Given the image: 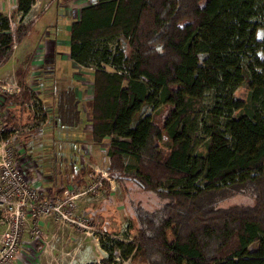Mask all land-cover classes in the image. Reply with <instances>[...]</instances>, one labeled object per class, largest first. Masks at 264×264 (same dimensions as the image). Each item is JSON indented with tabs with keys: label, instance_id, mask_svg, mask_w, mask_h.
<instances>
[{
	"label": "trees",
	"instance_id": "1",
	"mask_svg": "<svg viewBox=\"0 0 264 264\" xmlns=\"http://www.w3.org/2000/svg\"><path fill=\"white\" fill-rule=\"evenodd\" d=\"M32 2L16 0V11L24 15ZM259 19L264 0H94L79 7L68 25V57L92 69L86 101L91 143L108 137L101 166L124 196L138 189L160 199L153 208L126 199L134 224L131 258L145 264H264ZM31 26L11 27L0 12V66ZM119 37L129 54L117 45ZM248 54L251 60H244ZM14 72L23 85L25 69ZM240 85L249 99L234 96ZM209 89L221 96L204 113ZM18 96L1 98L8 103ZM200 129L205 136L197 141ZM88 168L81 164L73 180L84 183L83 176L92 174ZM100 179L108 189L109 181ZM232 193L251 201L221 203Z\"/></svg>",
	"mask_w": 264,
	"mask_h": 264
},
{
	"label": "rangeland",
	"instance_id": "2",
	"mask_svg": "<svg viewBox=\"0 0 264 264\" xmlns=\"http://www.w3.org/2000/svg\"><path fill=\"white\" fill-rule=\"evenodd\" d=\"M65 1L71 2L73 7L69 9L68 7H64ZM92 1L94 0H33L28 12L22 15L20 12L16 11V0H0V12L9 18L11 27L17 22L24 24L31 21L32 23L28 33L18 44L14 45L13 52L16 49L20 50L25 47L30 39L37 40L41 37L39 46H37L36 49H44L42 54L44 53L45 56H47V53H50L51 58H56L55 61L50 60L51 65H55V62H57V65H59L57 69L63 68L61 69L63 73H57L60 72V70H55L50 72V74L49 72H43L44 79L48 84L47 89L45 86L46 84H43L44 80L42 79V75H37L32 71L28 74L29 82L32 85L35 84V82L38 83L41 78V84L39 83L41 85V91L46 89L48 95H51L52 98H55L57 88H62L64 86L65 89L59 94L57 102L63 101L64 104L65 102L70 103L72 95L75 94L79 86L76 83V78L83 80L84 95L91 92L92 69L69 61L67 53L68 23L73 19V15H75L77 11L76 9ZM256 23L255 37L260 40L264 37V20L261 22V19H259ZM31 45L32 43L30 44V52L35 49H33ZM117 45L120 49L124 50L126 54H129V45L123 37L117 39ZM30 52L26 54L25 58L20 63H17V66H26V63L29 61L28 57L31 55ZM255 54H257L259 58H264V52L260 49H258ZM38 55L39 54H36V56ZM252 56L253 55L249 56L248 54V56L244 57V60H251ZM12 60L13 59L10 58L1 66V70L6 69L9 71L0 75V83H8L9 86L14 83L18 85L17 81L22 79L19 76L16 77L14 74L12 67L16 62H12ZM105 67L110 68L108 65H105ZM44 68L48 70L52 69L49 65H45ZM219 96L221 95L216 89L205 91L203 97L204 113L211 110L216 105V100ZM234 96L249 99V93L243 85L238 86L234 90ZM38 104L39 102L37 101V105L35 103L34 109L37 108ZM80 105L81 101H79L78 98V101L74 103V107L79 108ZM55 109H58V111L63 110L61 107H55ZM143 111L145 113L150 112L151 107L146 106ZM61 115L68 116V121L60 122V125H64L72 123L71 120H79L80 113L67 110ZM41 121L42 118H40V115L39 117L36 116L34 125H40ZM78 123L81 126L87 124L86 116H81ZM49 125L53 130H56V133H63L66 131L65 128L59 125L57 117H53ZM43 129L45 130V128ZM78 129L79 128H77V130ZM34 132L35 131H33V133ZM197 132V141L204 139L205 134L203 135L202 130L200 129ZM52 134L56 135L54 132H52ZM79 135L80 134L73 129L69 131L67 137L74 141L72 148L84 152L85 150L75 143ZM164 139L168 140L166 133H164ZM46 143H50L51 147L45 148L46 151L58 149L57 136L44 138L40 143H35L34 147L40 150ZM83 143L87 148H90L89 152H93L94 148L99 146L98 149L101 150V155L104 156V145L108 144V137L105 138L100 145L92 144L91 140L89 139L87 141L86 138L82 140V144ZM89 144H91L92 147H89ZM13 145L15 146V143ZM43 154H46L44 158L33 156L31 162L29 161V164L31 163L32 166L31 171L39 174L43 172L45 167L50 166V164L51 172L53 171V166H56L55 173L53 175L51 174V177H44L40 174V177L37 179L39 183L35 180L36 185L33 186L37 193H41L45 188L43 195L52 193V195L58 196L63 195L64 191H71L75 194L83 191L88 185H91L94 180L103 177V173L107 174L105 168L101 166L103 160L99 157L98 166L89 164L87 160V162L84 163L87 168L90 166L88 168L89 171L92 169V174L86 177L87 183L79 184L75 182L77 185L73 182L68 183L67 181H69V179L66 181L64 176L68 171V165L58 163L61 159V154L55 152H46ZM92 156L91 154L90 157ZM13 157L15 159L16 155L14 154ZM58 165L60 166L59 170ZM76 167H79V163ZM65 168H67V170ZM130 172H133V170L130 169ZM107 176L112 180L110 188L106 189L102 185V188H96L93 191L79 194L73 200L74 207L71 210L70 216H72V219H78L79 221L87 218V220L91 221V224L88 223L87 220L85 221L88 227H83L82 225L76 226L72 221L62 216H57L54 213L40 214L39 216L37 215L38 217L28 213L25 215L24 224L22 223L20 225L21 229L19 230L17 247L8 264H83L85 262L91 264H145L138 256H133L131 258L133 252L130 254L127 253L128 245L132 242L134 224L131 219V208L126 199H134L135 202H140L146 208L157 206L160 199L154 194L146 193L138 189H135L131 195L128 194L129 196L126 197L123 195L119 183L108 174ZM51 188L52 192L49 191ZM233 201L248 203L251 200L247 196L232 193L226 196L225 200L221 203H231ZM6 222L7 221L0 222V248L3 247L5 241L4 234L7 228Z\"/></svg>",
	"mask_w": 264,
	"mask_h": 264
},
{
	"label": "crops",
	"instance_id": "3",
	"mask_svg": "<svg viewBox=\"0 0 264 264\" xmlns=\"http://www.w3.org/2000/svg\"><path fill=\"white\" fill-rule=\"evenodd\" d=\"M65 2H63V3H65L64 7H66V8L68 7V9L73 7L72 6L73 4L71 2H69V1H65ZM78 9H76V10H78ZM76 16H77V11H76L75 15H73L72 20H74ZM71 21H69L68 25L71 23ZM40 40H41V37L37 40L30 39L27 42L25 47H23L20 50L16 49V50H14V52H12L9 59L12 58L13 59L12 62H16L15 65L12 67L13 72H14L16 67H18L17 63L18 62L20 63L25 58L26 54L28 52H30L29 50H31L30 49L31 43H32L31 46H33V49L35 48L32 52H30L31 55L28 57L29 61L26 63V66H24V67L20 66L21 68L25 69V73L23 76V81H24L23 85H16L15 83L12 84V86L18 87V91L21 92V96H18L17 100H10L8 103L5 102L4 98L3 99L0 98L1 106L2 107L5 106L8 109V114H9L8 118L9 119L17 121L18 125L20 124L22 128H25L26 124L32 125L31 126L32 128L30 130L25 131L22 129V131H20L19 136L17 137L16 142H15L14 154L16 155V157L14 160H15L17 166L24 172L25 177L28 178L29 181L33 180L32 185H36L35 180H37L40 177V174L44 177H51L55 173L56 166L55 165L53 166V171L51 172L50 171L51 170V164H50V166L45 167L43 172L39 174V173L31 171L32 166H31V163L29 164V161L31 162V159L33 158V156H38L40 158H44L46 154H43V153H46V152L47 153L48 152L60 153L61 159L58 161V163L68 165V171L64 174L65 180L67 181V179H69V181H67L68 183L73 182L74 184H76L75 181L73 180V178L76 175V173H79V171H78L79 167H76V165L78 163L80 166L81 164H84L85 162L88 161L89 164H92L93 166H98L99 157L101 159L104 158L101 155V150L98 149L99 146H96L94 148L93 152L92 151L89 152L90 148H87L84 143L82 144V140L84 138H86L87 141L89 139L91 140V136H90L91 118H90V114H89V111L87 109V106L85 104H86V101L88 99H90L92 96V86H91V92L84 95V92H83L84 85L82 83L83 80L76 78V80H77L76 83L79 86L77 87L75 94L72 95L70 103L65 102V104H64L63 101L57 102V98H58L59 94L61 93V91L63 92L65 89L64 86L62 87L63 90L61 87L57 88V93H56L55 98H52L51 95H48V92L46 90L48 87L47 86L48 84L46 83V81L44 79L45 77H44L43 72H49V74H50V72H53L55 70H60V72H57V73H63V70H61L63 68L57 69L59 67V65H57V62H55V65H51L50 60L55 61L56 58H51L50 53H47V56H45L44 53L42 54L44 49H42V50H39V48L36 49V47L39 46ZM36 54H39V55L36 56ZM67 55H68V53H67ZM69 61L72 62V60L70 58H69ZM45 65H49L52 69L51 70L45 69L44 68ZM1 66H3V65H1ZM1 66H0V75H3L4 72L9 71L6 69L1 70ZM31 71L37 75H42V79L44 80L43 84H46L45 85L46 89L44 91H41V85H40L41 84L40 81L42 80L41 78H40V81L38 83L35 82V84H33V85L29 82V75L28 74ZM14 74H15V72H14ZM63 85H64V83H63ZM66 87H69V86H66ZM35 89H37V90H35ZM18 91H17V93H19ZM11 93H13V92H11ZM33 98L39 102L37 108L36 109L26 108L23 105V102L26 100L33 99ZM78 98H79V101H81V105L79 108H75L74 103H75V101H78ZM55 107H61L63 110L58 111V109H55ZM40 108L45 113L47 120L44 123H42L38 126H35L34 125L35 117L36 116L39 117ZM67 110H70L72 112L77 111L78 113H80L79 120H80L81 116H86L87 124H85L84 126H81L78 123L79 120L74 119V120H71L72 123H70V124L60 125V122L68 121V119H67L68 116L61 115L62 113H64ZM53 117H57L59 125L62 128L66 129L65 132L56 133L55 132L56 130H53V128L50 127L49 123L51 122V119ZM43 128H45V130ZM77 128H79V129L77 130ZM73 129H75L76 132L80 134L79 137L76 139L75 143H76V145L81 146V148H83L85 150L84 152H80V151H77L75 148H72L74 145L73 144L74 141L69 139L67 137V135H68L69 131H71ZM33 131H35V132L33 133ZM52 132H54L56 135L52 134ZM49 136H52V137L57 136L58 137V144H57L58 149L57 150L46 151L45 148H51L50 143L44 144L40 150H38L34 147L35 143H40L41 141L44 140V138H47ZM88 146L92 147L91 144H89ZM105 147H106V144L104 145V148ZM49 150H51V149H49ZM91 154L93 155L92 157H90ZM49 163H50V161H49ZM59 169H60V166L58 165V170ZM65 169L67 170V168H65ZM83 177H85V181H84V184H85L88 182L87 178H86V177H88V175L83 176ZM37 182L39 183V180H37ZM108 183H110V185H109V188H110L111 182H108ZM40 184H41V182H40ZM81 184H83V183L81 182ZM44 191H45V188L41 191V193L38 192L39 197H41L42 199H49V198L53 199L55 197L54 195H52V193H48L46 195H43ZM49 191L52 192V188ZM31 220H32V218H31Z\"/></svg>",
	"mask_w": 264,
	"mask_h": 264
},
{
	"label": "built area",
	"instance_id": "4",
	"mask_svg": "<svg viewBox=\"0 0 264 264\" xmlns=\"http://www.w3.org/2000/svg\"><path fill=\"white\" fill-rule=\"evenodd\" d=\"M17 91L18 87L9 86L8 83H0V98L3 93ZM35 103L37 105V100L33 98L24 101L23 105L26 108L33 109ZM8 115L7 107H2L0 100V222L7 221L4 245L0 248V264H8L13 257L17 247L19 230L21 229L20 225L24 224L25 215L31 213L37 216L54 213L72 221L76 226L88 227L85 224L87 218L79 221L78 219H72V216H70L74 207L73 200L79 194L103 187L99 178L94 180L83 191L75 194L71 191H64L63 195L55 196L53 199H42L39 197L35 187L32 185L33 180L29 181L25 177L24 172L17 166L13 157L15 149L13 144L16 142L20 131L22 129L28 131L32 128V125L26 124L25 128H22L21 125H11L7 122ZM40 118H42L41 124L47 120L41 108ZM103 177L109 182L112 181L106 173H103ZM87 221L91 224V221Z\"/></svg>",
	"mask_w": 264,
	"mask_h": 264
}]
</instances>
